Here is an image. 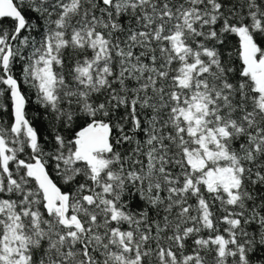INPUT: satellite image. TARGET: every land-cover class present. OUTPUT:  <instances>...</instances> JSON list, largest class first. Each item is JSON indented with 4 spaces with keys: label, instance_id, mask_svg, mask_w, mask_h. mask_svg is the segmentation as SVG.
I'll return each instance as SVG.
<instances>
[{
    "label": "snow or ice",
    "instance_id": "obj_1",
    "mask_svg": "<svg viewBox=\"0 0 264 264\" xmlns=\"http://www.w3.org/2000/svg\"><path fill=\"white\" fill-rule=\"evenodd\" d=\"M0 264H264V0H0Z\"/></svg>",
    "mask_w": 264,
    "mask_h": 264
},
{
    "label": "trees",
    "instance_id": "obj_2",
    "mask_svg": "<svg viewBox=\"0 0 264 264\" xmlns=\"http://www.w3.org/2000/svg\"><path fill=\"white\" fill-rule=\"evenodd\" d=\"M233 43H235V39L233 38ZM41 110L38 109V107L35 105L33 100H29V105H28V112H29V118L34 120L35 125L42 129L44 126L45 121H43L41 118H39L38 113Z\"/></svg>",
    "mask_w": 264,
    "mask_h": 264
}]
</instances>
